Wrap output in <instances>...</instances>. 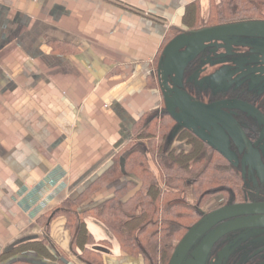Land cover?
<instances>
[{
	"label": "crops",
	"instance_id": "obj_1",
	"mask_svg": "<svg viewBox=\"0 0 264 264\" xmlns=\"http://www.w3.org/2000/svg\"><path fill=\"white\" fill-rule=\"evenodd\" d=\"M196 2L202 11L210 1L0 0V258L27 248L7 264H87L72 252L64 217L46 233L38 219L83 194L163 105L155 65ZM87 225L108 241L91 262L147 264L100 224ZM45 239L50 257L35 248Z\"/></svg>",
	"mask_w": 264,
	"mask_h": 264
},
{
	"label": "trees",
	"instance_id": "obj_2",
	"mask_svg": "<svg viewBox=\"0 0 264 264\" xmlns=\"http://www.w3.org/2000/svg\"><path fill=\"white\" fill-rule=\"evenodd\" d=\"M249 20H264V0H210L206 16H202L196 2L187 7L185 30L173 28L168 32L161 55L190 31ZM155 66L158 72L160 65ZM189 97L197 101L193 95ZM159 111L141 119L126 149L83 194L39 220L40 225L49 228L53 219L64 217L72 252L87 264H96L91 262L101 257L96 248L108 243L90 233L88 221L100 224L126 253L143 257L147 264H169L178 244L198 219L193 205L178 200L186 195L187 186L191 185L200 198L198 204L230 190L237 194L243 186L240 175L222 153L193 130L175 131L180 125L174 113ZM176 141L186 142L190 150L178 153L171 148ZM153 160L158 173L152 170ZM122 180H126L124 185L110 198L98 204L92 201L97 192ZM35 248L50 257L46 239ZM26 249L14 248L1 256L0 263L7 264Z\"/></svg>",
	"mask_w": 264,
	"mask_h": 264
},
{
	"label": "flooded vegetation",
	"instance_id": "obj_3",
	"mask_svg": "<svg viewBox=\"0 0 264 264\" xmlns=\"http://www.w3.org/2000/svg\"><path fill=\"white\" fill-rule=\"evenodd\" d=\"M241 38H246V40L243 39V41H241L242 44H239V46L231 43L233 46L240 49V52L236 55L232 54L227 62V65H231V68L235 67L236 69L234 71L236 74L232 78L233 81H236L235 85L232 84L229 87L227 86L228 88L226 91L218 92H215L210 87L202 88V85L198 83H194L195 85L188 83L184 87L185 91L189 92L191 89L194 92L195 96L193 97L197 99L196 102L209 107L210 110L208 111L209 116L200 117L201 119L205 118V120H201V123L198 122L193 126L182 123L183 126L181 129L184 131L193 130L197 134L200 133L202 138L207 140L216 151L222 153L228 159L230 165L234 167L238 175H240L243 185L240 192L237 193L238 195L235 194L233 190H230L226 194L228 199L223 201V203L221 202L220 206L207 213H203L204 211L198 208V201H196L197 205H193L198 213V219L195 225L209 214L226 206L264 205V92L257 93L253 91L254 88L251 87L253 81L248 79L250 75L249 77H247V75L239 77L238 75V72H248L250 68L249 64L254 61L256 57L264 59V34H254L249 37L245 36ZM247 39H249L250 42H248ZM256 42H263V45L258 46ZM243 49L252 50V53L247 54ZM260 77L264 82V76L260 74ZM254 78L256 79L257 77ZM259 83L260 80H258V84ZM262 84L264 85V83ZM262 84L260 86H262ZM204 96H207L208 100L202 99ZM217 109H219V112H224L228 116H231L221 129L223 134L232 135L235 133L233 136L237 134L241 141L239 144H237L234 138H230L228 143L231 145L227 148L224 143L218 145L216 144L217 141H214L216 139L209 137L212 132L216 133L217 128H219V113ZM211 113L213 114L211 115ZM182 118L181 115L177 117L178 121L180 119L183 120ZM179 124L181 126L180 121ZM200 127L203 129L201 130ZM213 136L216 135L214 134ZM244 137L246 139H244ZM192 193L195 196L194 192ZM187 196L188 189L187 195H183L182 198H186ZM215 197L217 196H210L209 199H214ZM189 206L191 207V205ZM244 219L249 220L250 224L244 228L226 234L219 239L210 250L205 264H264V213L246 216ZM217 228L218 227L213 228L210 232ZM208 233L193 246L185 257L183 264L194 259V252L200 247ZM198 257V261H204L202 260L204 259L202 255Z\"/></svg>",
	"mask_w": 264,
	"mask_h": 264
},
{
	"label": "rangeland",
	"instance_id": "obj_4",
	"mask_svg": "<svg viewBox=\"0 0 264 264\" xmlns=\"http://www.w3.org/2000/svg\"><path fill=\"white\" fill-rule=\"evenodd\" d=\"M210 1V0H209ZM209 11V6L205 10L201 11L202 16H206ZM243 39L246 40V38H241L239 40V44H242L241 41ZM248 42L249 39H247ZM237 44V46H239ZM256 45H263V42H256ZM182 46V45H181ZM241 47V46H240ZM237 47L233 46L231 42H227L223 39H212V40H205L201 42H191L188 43L187 45L183 46L179 51H176L175 53H172L169 57H171L169 60L165 57L166 50L164 51L163 55L158 58V64L156 65H163V67L166 68V73H165V81L167 87V91L169 92L170 98H167V94H164V100H163V105L159 108V113L168 110L172 111L175 116L179 117L180 115L183 117V120H179L181 123V126L175 127V131L180 129L183 124H188L189 126H193L194 124H197L198 122L201 123L200 117H205L209 116L208 111L210 110L209 107L199 104L198 102L192 100L190 98V95L195 96L194 92L190 91L187 92L184 90V87L188 83L192 84H200L202 85V88H208L210 87L212 90L215 92L218 91H226L227 88L230 85H235L236 81H233L232 78L235 76L236 70L235 67L231 68V65H227L229 57L233 54L236 55L240 51ZM245 50V49H243ZM245 53L249 54L252 53V50L246 49ZM174 54V55H173ZM169 61V63L167 62ZM166 61V63H165ZM231 61V60H230ZM231 63V62H230ZM229 63V64H230ZM250 68L248 72H238L239 77L241 76H246L250 77L248 79L253 81V84H251V87L254 88L253 91L257 93H263L264 92V85L262 83L263 80L260 77V74L264 76V59L256 57L254 61H252L250 64ZM157 72V70H156ZM228 73V74H227ZM259 76V77H258ZM254 77H257L258 80H260V83L258 84L257 78L255 79ZM160 76L157 73V81L155 82V86L159 85L160 86ZM194 84V85H195ZM262 84V86H260ZM259 85V86H258ZM228 86V87H227ZM190 93V94H189ZM185 100V101H183ZM218 114V125L219 128H217V132H212V134L209 136L212 139H216L214 141H217L216 144L224 143L227 148L230 147L231 144L228 143V140L230 138H234V140L239 144L240 138L236 134L235 136L226 134L224 135L222 132V127L225 125V122L228 121L231 116L225 114L224 112H219V109H217ZM213 113H211L212 115ZM207 120V117H206ZM183 123V124H182ZM227 124V123H226ZM180 125V124H179ZM201 128V127H200ZM203 128H201L202 130ZM211 131V130H210ZM176 132H174L175 134ZM200 135V133H198ZM209 134V132H208ZM216 136H213V135ZM207 135V134H206ZM228 135V136H227ZM202 136V135H200ZM172 149H175L178 153L181 152L182 150L188 151L190 150V147L187 146L186 142H174L171 146ZM151 163L152 170L155 173H158L156 170V165L157 162L153 160ZM159 177V182H161L160 178L161 176L158 175ZM188 188V198H180L178 199L182 203L190 204V205H197L196 201H199L200 198L196 197V195H193L192 187L187 186ZM187 195V192H186ZM217 197L214 199H209L207 198V201L205 203H199L197 206L200 208L203 213H207L218 206H220L221 202L225 201L228 199L226 194L219 193L216 194ZM216 199V200H215ZM69 199L66 201L62 202L58 207H64L65 202H67ZM52 211L55 212L54 208ZM49 211V212H52ZM48 214V213H46ZM44 214V215H46ZM42 215L41 218L44 216ZM38 219V224L39 220ZM39 226L43 229L44 233H46L47 226L40 225ZM48 234V233H47ZM46 234V236H47Z\"/></svg>",
	"mask_w": 264,
	"mask_h": 264
},
{
	"label": "water",
	"instance_id": "obj_5",
	"mask_svg": "<svg viewBox=\"0 0 264 264\" xmlns=\"http://www.w3.org/2000/svg\"><path fill=\"white\" fill-rule=\"evenodd\" d=\"M253 34H264V21H246L191 31L188 34L182 35L176 43H173L168 47L166 49L165 57L169 60L171 58L169 56L172 53L179 51L183 46L191 42L223 39L227 42L239 44L238 39L240 37L251 36ZM168 60L167 62L169 63ZM162 71L165 76L166 68L163 67ZM244 139L246 138L244 137ZM261 213H264L263 204L226 206L209 214L187 233L175 250L170 264H183L185 257L191 251L193 246H195L196 243L209 232L200 247L194 252V259L186 262V264H205V260L210 250L219 239L226 234L249 225V220H245L244 217L254 216ZM215 227L218 228L210 232V230ZM200 255L203 256L204 259L202 260L204 261H198V256Z\"/></svg>",
	"mask_w": 264,
	"mask_h": 264
}]
</instances>
